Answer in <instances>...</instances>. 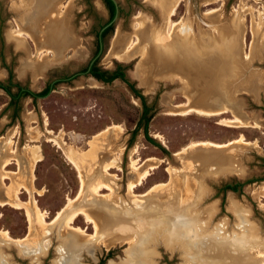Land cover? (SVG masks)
Wrapping results in <instances>:
<instances>
[{
	"label": "rangeland",
	"instance_id": "rangeland-1",
	"mask_svg": "<svg viewBox=\"0 0 264 264\" xmlns=\"http://www.w3.org/2000/svg\"><path fill=\"white\" fill-rule=\"evenodd\" d=\"M59 1H61L59 12L64 19L68 20L71 39L60 45L58 39L61 36L46 33L44 36L48 42L44 45H42L44 41L39 42V47L44 48L41 50L27 35L21 43L12 34L16 23L22 21L21 16H26L28 9L25 8L35 7L37 1L33 0L30 3L28 0H0V80H5L7 73L11 72V82L25 85L31 91L37 92L49 81L55 79L46 94L34 98L23 94L17 100L9 101V95L0 88V164L7 156L6 145L11 142L14 156L5 168L11 172L9 174L12 177L22 173L28 180L29 169L23 150L27 145L38 146L40 155L32 167L31 181L33 182L31 183L34 188L31 196L38 206L47 212V221L62 209L69 198L74 199L80 190L78 171L67 156L69 147L76 152L87 150L94 136L111 126H120L119 135L112 136L111 129L107 131L108 133L106 132V137L111 139L108 143L113 145L114 151L120 147V162H117L118 168H109L108 177L114 182L113 194L123 196L124 209L127 206V208L130 207L126 185L133 174L131 158L137 164L148 158L159 159L157 165L150 168L147 178L142 179V184L134 187V192L142 194L152 184L168 180L169 174L166 170L168 166L175 168L182 166L179 156L174 154L182 147L198 141L224 143L243 134L251 143L234 142L235 145L231 144V148L224 149L225 152L230 150L235 156L233 158L238 165L235 172L221 173L210 170L203 173L204 169L198 166L194 174H197L196 178L202 184L203 191L201 187L200 194H203L200 197L195 196L196 207L206 208L209 215H203V217L208 223L207 228L217 224L215 227L218 226L219 229L214 227L217 238L221 236L222 230L230 233L232 230L238 231V225L245 228L246 224H250L253 226L252 234L260 241H264V196H262V185L264 186V0H178L174 7L171 19L187 21L191 29L190 36L198 40L201 37L209 38L210 35L218 36L219 32L220 35L223 34L219 37L223 41L226 34H235L230 28L233 26L238 30L239 23L238 32L241 42L239 44L236 40L235 44H239L237 51L242 55L243 60L236 55V65H238L234 68V72L237 69V74L235 73L234 76L231 66L224 68L225 75L230 77L229 79L236 85L238 83L237 88H232L231 97L228 99V103L234 109L228 106L226 111L210 116L193 111L179 113L180 106L175 104L186 102L182 81L175 75L157 74L151 76V83L147 84L145 82L147 74L142 69V71L139 70V67L147 64L140 53L136 52L128 58H116L109 54L116 32L124 35L127 40L134 37L135 29L141 22L166 28L164 19L158 7L153 4V0H117L121 10L112 21L111 28L103 35L102 47L98 53H96V31L108 15L105 1ZM41 10L35 8L33 13L31 10L32 14L29 18L33 16V19L27 20L28 22L22 25L37 40L40 35L39 23L40 28L45 25H47L46 28L53 27V31L60 28V24L55 26L54 23H48L50 21L47 20V22L43 17L45 11L41 12ZM255 22L260 23L259 30ZM62 39L66 40V37ZM23 43L27 44V47ZM50 49L58 52L57 57ZM244 54L246 57L243 56ZM89 60H95L97 66L109 70L119 65L126 81L119 77L110 81H101L88 73H77L68 80L61 79L82 70ZM30 63H45L46 66L42 72L39 70L33 72L32 69L25 68ZM249 77L258 82L257 88L248 86ZM127 82L143 95L147 106L145 116L148 117L146 132L152 137L153 142L146 139L143 132L141 99L134 94ZM216 89L222 88L216 85ZM16 90L17 87L12 85L11 91L14 93ZM236 114L250 123L233 126L224 124L222 121L224 118H233ZM136 124L138 126L133 131ZM34 129L38 130L39 134L31 138ZM107 153L109 152L102 155L105 156ZM141 166H145V163ZM186 172L188 171L185 170L184 173ZM2 174L0 168V177ZM0 180L5 184L11 182L9 177H1ZM225 181L240 183L235 190L222 189L220 184ZM4 183L0 182V198H3ZM85 191L84 200L89 191V185H86ZM100 191L105 193L108 190L101 188ZM18 195L22 201L30 199L29 191L23 186L19 187ZM230 200L234 202L231 205L235 210H240V216L232 213ZM94 201L81 203L84 202L87 206L90 204L89 206L94 208L103 206L96 202L97 199ZM147 204L142 206L143 210ZM115 209L116 206L108 203H105V207H101L100 210L95 209L101 213L111 214L105 219L102 228V234L107 237L115 235L116 230L120 228H127L126 224L129 223L127 217L116 216ZM145 212L147 215L149 211L145 210ZM25 213L22 208L13 207L8 203L0 204V229L8 230L13 237H24L28 232V220ZM74 219L73 225L83 227L85 231L87 230L86 232H94L91 223L87 222L83 215L79 214ZM60 227L62 224L60 226L58 223L52 224L46 235L49 243L44 251L37 254L23 252L13 243L0 244L1 252L5 254V264H56L60 257L58 244L63 243L67 236L66 230L60 232ZM92 240L96 241L95 238ZM200 244V241L196 243L197 246ZM128 247V242L122 240L107 247L96 243L91 252L84 255L82 264H98L99 258H102L99 264H122ZM229 252L228 250V256L222 254L216 258L223 264H254L251 263L252 259L242 258L237 249L231 250L232 255ZM223 256L227 257L226 260ZM155 261L156 264H182L177 252L163 247L157 249Z\"/></svg>",
	"mask_w": 264,
	"mask_h": 264
},
{
	"label": "bare ground",
	"instance_id": "bare-ground-1",
	"mask_svg": "<svg viewBox=\"0 0 264 264\" xmlns=\"http://www.w3.org/2000/svg\"><path fill=\"white\" fill-rule=\"evenodd\" d=\"M28 1L31 3L33 0ZM36 1L35 7L27 8L24 5L26 7L25 9H28L26 16H21L22 21L16 23V28L15 30L14 28L12 29V34L17 37L20 42L24 40L25 35H27L31 38L32 42L34 41L35 46L41 50H44V48L43 46L39 47V42L44 41V43L42 42L43 44L41 43L42 45L48 42L44 36L46 33H51L54 36H61L62 38L66 37V40L61 37L58 39L60 45L67 42L68 39H71L67 24L68 20L64 19V17L61 16V12H59L61 11V1ZM177 1L178 0H153V4L158 7L161 13L160 15L164 19L166 28H160L151 23L141 22L139 25L137 24L138 26L135 29L134 37L127 40L124 35H120L116 32V36L112 40L109 54H112V56L116 58H128L136 52L140 53L147 64L141 68L139 67V70L142 69L143 72L145 71L147 74L145 76V82L147 84L151 83V76H156L157 74L160 76H177L183 83L182 89H184L183 93L186 98V102L175 104V106H180V108H178L179 113L185 114L189 111H193L206 116L219 114L226 111V108L230 106L228 99L231 97V90L232 88L238 87V83L236 85V83L229 79L230 77L225 75L224 68L231 66L234 76L237 71L236 69L234 72V68L238 65H236L237 56L242 59V55L237 51L241 42L240 33L238 32L240 29L239 23L237 25L238 30L233 26L230 28L231 32L233 31L235 34H226V37H223V41L219 38L223 36V34L221 33L220 35L219 32L218 36L216 35L217 37L210 35L209 38L201 37L198 40L196 37L190 36L191 29L187 21L181 19L174 21L171 19L170 16L174 12ZM62 5L64 6L63 2ZM35 8L42 9L41 12L45 11L43 17L46 21H50H47L48 23H54L55 26L60 24V28L53 31V27L46 28L47 25L41 26L40 28L39 23L38 29L40 35L38 40L22 26L31 18L33 19V16L29 18V15L35 11ZM31 10L32 13H30ZM255 24L259 30L260 23L255 22ZM236 40L239 42L238 45L235 44ZM69 42L70 41H68V43ZM24 46L27 47V44H24ZM41 50H39L40 53H42ZM47 50L49 49L47 48ZM50 51L57 57L58 52L51 49ZM243 56L246 57V54ZM30 64L26 65L25 68L32 69L33 72L36 70L42 72L46 66L45 63ZM216 85H219L222 89L217 90ZM248 86L257 88L258 82L250 78ZM230 107L233 108L232 106ZM222 121L224 124L233 126H241L250 123H248L247 119L237 116V114L234 115L233 118H224ZM254 124L257 125V122L254 121ZM109 129L112 130L111 135L116 136L120 130V126H111L94 136L87 150L76 152L73 148L69 147L67 156L78 171L80 190L78 195L74 199L69 198L62 209H60L49 221L46 219L47 212L43 211L31 196L32 189L34 188L31 183L33 182L31 181L33 176L32 167L34 162L39 159L40 155L38 146L27 145L23 150L29 169V178L27 180L22 173H17L12 177L9 174L11 172L7 171L5 168L7 164L11 163V158L14 156V151L10 144L11 142H8L6 145L7 156L0 164V168L3 172L1 177H9L11 182L10 184H5L0 180L1 183L5 184L3 188V198H0V204L8 203L13 207L25 210L28 220V232L24 237L17 238L13 237L8 230L0 229V244L8 245L13 243L23 252L37 254L46 249L49 243V239L46 235L49 233L52 224L58 223L59 226L62 224V227L59 229L60 232L66 230L65 235H67L66 237L64 236L66 240L58 244L59 256L63 254L62 249H66V244L69 240L78 244L88 242L90 244L89 253L96 243H101V245L107 247L121 240L128 242L129 249L132 246L133 240L130 236L122 235V233L129 231V224L131 223L130 218L134 217L136 222L142 226H155L160 222H164L168 225L170 230L176 229L177 232L185 238V242L191 243L192 247L198 250V254L194 258V263L223 264L216 256L218 257L222 254L228 256V250L231 252V250L237 249L242 258L252 259L251 263L254 264H264V241H260L252 234V225L246 224L245 228L238 225L239 230H232L230 233L226 232V230H222L221 236L217 238L214 231L215 228H218V226L215 227L217 224L207 228L206 225L208 226V223L205 222V218L203 217V215L206 216L208 214L206 208L203 207L200 209L196 207L195 196L200 197L202 196L201 194H203H200L202 184L198 182L196 178L197 174H194L198 166L204 169L203 173L204 171L210 170H212V172L221 173L235 172V169L238 168V165H236L237 161L233 158L235 156L230 150L229 152H225L224 149L231 148V144H234V142L249 144L251 143L250 140L246 139L244 135L241 134L237 138L224 143H215L212 141L192 142L174 153L179 156L182 166L180 168L168 166L166 169L169 174L168 180L152 184L142 194L134 192V187L140 184L143 178H147V175L150 173V168L155 167L159 159L148 158L147 160L150 161L145 160L137 164L134 159L131 158L130 164L133 174L128 179L126 185L127 194L130 198V207L127 208V206L124 209L125 202L122 198L123 196L121 197L120 195L113 194L114 182L109 180L108 177L110 174L108 171L109 168H118L117 162L120 158V147L114 151L113 145L108 143V141L111 140L106 137V132ZM38 134V130L34 129L31 138L37 137ZM106 152L109 153L105 156L102 155ZM143 163H145V166H141ZM185 170L188 172L184 173ZM113 174L114 173H112V175ZM86 185H89V191L84 200ZM20 186H23L29 191V200L22 201L20 199L18 195ZM101 188H105L108 191L102 193L100 191ZM201 190L203 191V187ZM262 196H264L263 185ZM96 199V202L103 205L101 206L102 208L105 207V203L116 206V216L127 217L129 219V223L127 222L128 224H126L127 228L116 230L117 233L115 235L108 237L105 234L103 235L102 228L105 219H107L109 215L111 216V214H107V212L101 213L95 210H100L101 207L94 208L90 207V204L87 206L84 202L81 203L82 201H89L92 203V201ZM230 201L232 213L236 216H240V210H235L233 205H231L234 202L232 200ZM144 203H148L145 206V210L149 211L147 215H145L146 212L143 210L144 208H142V206L145 205ZM155 208L159 210L155 211ZM79 214L83 215L87 222L91 223L94 230L93 233L86 232L87 230L85 231L81 226L73 225L72 222L75 220L74 218ZM223 225H221V227ZM123 227H125V225ZM226 233L227 235H225ZM94 238L96 241L92 240ZM198 241L201 243L200 246L196 245ZM202 242L204 243L203 246ZM1 251L2 250H0V264H5V254ZM226 256H223L224 260H226ZM205 261L206 263H204Z\"/></svg>",
	"mask_w": 264,
	"mask_h": 264
},
{
	"label": "clouds",
	"instance_id": "clouds-1",
	"mask_svg": "<svg viewBox=\"0 0 264 264\" xmlns=\"http://www.w3.org/2000/svg\"><path fill=\"white\" fill-rule=\"evenodd\" d=\"M130 219L129 231L122 235L130 236L133 243L126 250L122 264H156L155 253L161 247L177 252L182 264H194L198 250L194 249L191 243L185 242V238L176 229L170 230L164 222L155 226H142L134 217ZM89 248L88 242L78 244L69 240L56 264H82L83 257L89 252Z\"/></svg>",
	"mask_w": 264,
	"mask_h": 264
},
{
	"label": "trees",
	"instance_id": "trees-1",
	"mask_svg": "<svg viewBox=\"0 0 264 264\" xmlns=\"http://www.w3.org/2000/svg\"><path fill=\"white\" fill-rule=\"evenodd\" d=\"M104 1H105V3H106L107 9H108V18H107V20H110L111 17H112V15H113V13H114V5H113V3H112L111 0H104ZM103 24H104V23H101V24L99 25V28H100V26L103 25ZM111 25H112V24L109 23L108 25H106L104 28H102V29L100 30V33H99V34H100L101 37L104 35V33H105L108 29L111 28ZM99 28H98V29H99ZM97 33H98V30L96 31V34H97ZM97 42H98V41H97ZM98 50H99V47H98V43H97V46H96V52H97ZM87 72H88L90 75H92L94 78L99 79V80H101V81H110V80H112V79L115 78V77H119V78L125 80L124 72H123L122 68H121L119 65H117V66H116L115 68H113L112 70H109L108 68H101V67L97 66V65L95 64V60H93V61L90 63ZM125 81H126V80H125ZM127 83H128V85H129V87L131 88V90L134 92V94H135L136 96H138V97L141 99V102H142V116H141V119L143 120V126H142V127H143V132H144V135H145L146 139H148L149 141L153 142L152 137L149 136V135L147 134V132H146V122H147V120H148V117L145 116V114H146V112H147V106L145 105V102H144V100H143V95H142L140 92H138V90H137L136 88H133V86L131 85V83H129V82H127ZM0 87H2L7 93H11L10 90H9V85H5V84H2V83L0 82ZM48 88H49V87L46 85V86L43 87L41 90H39V91H37V92H35V93H36V94H43V93H45V92L48 90ZM20 93H28V91H26L25 89H23V90L20 91ZM11 95H13V94L11 93ZM137 126H138V125L136 124L135 127H134V130H133V131L136 130ZM237 185H238V183H234V184H223V185L221 186V188H222V189H232V190H234V189L236 188ZM101 261H102V258L99 259L98 264L101 263Z\"/></svg>",
	"mask_w": 264,
	"mask_h": 264
},
{
	"label": "flooded vegetation",
	"instance_id": "flooded-vegetation-1",
	"mask_svg": "<svg viewBox=\"0 0 264 264\" xmlns=\"http://www.w3.org/2000/svg\"><path fill=\"white\" fill-rule=\"evenodd\" d=\"M118 2V1H117ZM121 10V8H120V6H119V3H118V12ZM118 12H117V14H118ZM107 18H108V15H107V17L105 18V20H104V22L103 23H106L108 20H107ZM110 23H112V22H110ZM102 26V25H101ZM100 26V27H101ZM104 28V27H103ZM100 28L98 29V32L100 33ZM106 33V32H105ZM104 33V34H105ZM96 36H97V41H98V33L96 34ZM99 37H100V41H101V46H100V49H101V47H102V42H103V36L101 37L100 36V34H99ZM98 43V42H97ZM100 49L96 52V53H98L99 51H100ZM93 60H89V62L83 67V69L82 70H78V71H76V72H73V73H71V74H69V75H67V76H64V77H62L61 79H64V80H68V79H70V78H72L75 74H77V73H88L87 72V70H86V67L87 66H89L90 65V63L92 62ZM116 67V66H115ZM86 70V71H85ZM89 74V73H88ZM92 76V75H91ZM53 81H55V79H53V80H51V81H49L47 84H45L44 85V87L47 85L49 88H48V90L51 88V86H52V84L54 83ZM0 82L2 83V84H5V85H9V90H10V92L13 94V95H11V93H7L2 87H0L2 90H4L8 95H9V101L10 100H17V98L19 97V96H21V95H23V94H27V95H29L31 98H34V97H36V96H42V95H44V94H46L47 92H48V90L45 92V93H43V94H36L35 92H33V91H31L27 86H25V85H21V84H18V83H16V82H11V72H8L7 73V76H6V79L5 80H0ZM12 85H14V86H16L17 87V90H16V92H12L11 91V86ZM23 89H25L26 91H28V93H20V91L21 90H23ZM42 89V88H41ZM40 89V90H41ZM39 91V90H38ZM234 183H240V182H236V181H234V182H230V181H225V182H223L222 184H220V186H222L223 184H234ZM237 188V187H236ZM235 188V189H236ZM234 189V190H235ZM230 190H232V189H230ZM100 259V258H99ZM99 259H98V261H99ZM98 263V262H97Z\"/></svg>",
	"mask_w": 264,
	"mask_h": 264
},
{
	"label": "water",
	"instance_id": "water-1",
	"mask_svg": "<svg viewBox=\"0 0 264 264\" xmlns=\"http://www.w3.org/2000/svg\"><path fill=\"white\" fill-rule=\"evenodd\" d=\"M111 1H112L113 5H114V13H113L111 19L108 20L106 23H104V24L100 27V30H101L103 27H105L106 25H108L110 22H112V21L116 18V16H117V12H118V2H117V0H111ZM100 30H99V31H100ZM100 46H101V41H100L99 32H98V47H99V49H100ZM88 67H89V66L86 67V70L88 69ZM86 70H85V71H86Z\"/></svg>",
	"mask_w": 264,
	"mask_h": 264
}]
</instances>
